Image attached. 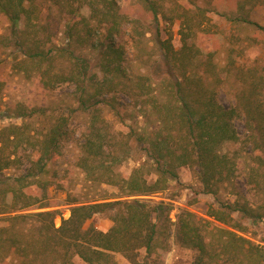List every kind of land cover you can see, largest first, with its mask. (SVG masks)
I'll use <instances>...</instances> for the list:
<instances>
[{"label": "trees", "instance_id": "1", "mask_svg": "<svg viewBox=\"0 0 264 264\" xmlns=\"http://www.w3.org/2000/svg\"><path fill=\"white\" fill-rule=\"evenodd\" d=\"M34 1L0 0V11L10 19L17 48L25 58L36 63L45 89H54L60 82L78 85L77 102L83 112L91 115L80 163L90 180L115 185L125 196L150 195L165 189L170 179L177 178L179 167L195 165L204 188L215 191L220 184L231 183L235 175L237 152L224 148L240 142L235 120L241 116L245 118L254 150L264 154V109L261 106L254 105L249 97H240L239 104L234 106L220 104L217 91L210 86L207 77L208 65H213L209 57L202 62V71L199 68V72L186 68L181 73L177 71L183 58L196 59L198 55L196 46L189 41L192 29L187 27L181 32V51L174 49L170 36L158 37L156 41L167 66V84L173 91L174 105L165 117H157V129L143 127L134 135L135 139L147 140L158 177L150 183L143 167H138L129 177L119 179L113 167L125 155L110 152V139L104 134L101 125L104 120L98 106L106 104L120 113L109 94L118 90H155L150 76L129 74L124 66L128 57L122 40L125 35L130 37L132 31L139 34L137 26L142 22L133 19L128 22L135 29L122 27L127 19L120 15L117 0H50L47 20L39 25L38 21H33ZM143 1L148 3L157 20L155 3ZM254 2L264 3V0ZM52 5L57 7L60 20ZM85 7L89 9L88 15ZM62 16L66 19L63 33L68 40L67 48L51 45L56 34L52 28L59 27ZM236 20L254 24L244 14L238 15ZM37 26L41 29H30ZM257 26L264 33V26ZM74 41L82 48L78 54L70 47ZM83 50L97 53L90 59ZM60 56L71 65L69 70H55L54 62ZM15 109V113H1V120L6 122L12 116H49L47 108L42 106L28 110L25 104L19 103ZM20 129V125L0 129V264H69L75 255L88 264H118L115 258L118 253L132 264L158 263L157 248H167L171 239L177 246L195 251L191 264H264V245L237 232L241 223L237 225L235 214L250 219L257 217L256 209L238 192L235 201L211 208L207 214L209 219L182 210L173 221L171 204L139 198L76 204L58 227L55 225L58 210L18 213L52 206L47 203L45 193L50 183L46 179L50 172L48 166L61 154L68 138V121L64 116L52 118L34 147L33 159H28V167L13 177L7 171L22 163L18 156L22 145ZM101 170L105 171V177L100 175ZM101 213L112 221L106 231L91 222Z\"/></svg>", "mask_w": 264, "mask_h": 264}, {"label": "rangeland", "instance_id": "2", "mask_svg": "<svg viewBox=\"0 0 264 264\" xmlns=\"http://www.w3.org/2000/svg\"><path fill=\"white\" fill-rule=\"evenodd\" d=\"M152 1L158 10L157 20H154L153 12L143 0L116 2L120 15H125L127 19L122 22V27L135 29L128 21L139 19L142 22L137 26L140 29L139 34L132 31L130 37L125 35L122 40L128 57L124 66L129 74L150 76L155 90H118L109 94V98L115 100L120 113L106 104L98 106V113L104 120L101 123L104 134L110 139V152L125 155L113 167L117 177L127 178L134 169L143 167L144 175L150 183L158 177L155 161L149 155L147 140L135 139L134 135L143 127L157 129V117H165L175 101L173 91L167 84V66L156 43L158 37L166 39L170 36L174 49L181 51V32L191 27L189 41L196 46L198 55L196 59L183 58L177 71L181 73L183 68L195 72H199V68L202 71L203 63L209 57L213 65H208L210 72L207 77L210 86L217 91L220 104L225 107L234 106L239 104L240 97H249V101L264 109V33L257 26H264V3L254 0ZM49 5L50 0H35L32 7L33 21H38L39 25L45 23ZM52 6L54 14L57 13L60 20L57 7ZM85 11L88 15V7H85ZM243 14L254 24L236 20L238 15ZM65 20L63 17L59 27L52 28L56 34L52 37L51 45L69 47L63 33ZM40 27L30 29H41ZM11 29L10 19L0 11V129L9 125H20L19 134L22 140L18 150L22 163L20 167L9 169L7 173L16 177L28 167V159H33L34 147L52 118L64 116L68 121V138L63 143L61 154L48 166L50 172L46 179L50 183L45 193L47 203L52 206L29 208L18 213L58 210L55 217V225L58 227L62 218L70 216L71 208L76 204L139 198L152 203L164 201L171 204L173 210L170 217L173 221L182 210L191 211L198 218L209 219L207 214L211 208H219L220 203L235 201V193L238 192L256 209L257 217L250 219L235 214L237 225L241 223L240 231L237 232L256 244L264 245V154L254 150L243 116L235 120L240 142L224 148L227 151L234 150L238 155L236 172L231 183L220 184L215 191L209 192L199 178V168L195 165H184L177 169L178 177L170 179L165 189L150 195L125 196L115 185L90 180L80 164L83 156L82 145L91 115L83 112L77 102L78 85L74 82H60L54 89H45L40 83V72L36 63L25 58L17 48ZM70 47L76 49L77 54L82 51L81 45L76 41ZM85 51L90 59L97 53ZM70 66L63 56L57 57L54 62L55 70L66 71ZM162 82L166 85H160ZM19 103L25 104L28 110L32 107H46L49 116H12L3 122L1 113H15ZM240 110L242 111V107ZM131 130L134 132L131 133ZM100 175L105 177V171L101 170ZM91 222L105 231L112 225L105 213L97 214ZM231 225H234L233 221ZM156 255L160 257L159 262L151 264H191L195 251L179 247L171 239L167 248H157ZM115 258L118 264H132L120 253ZM69 264L88 263L75 255L71 257Z\"/></svg>", "mask_w": 264, "mask_h": 264}]
</instances>
